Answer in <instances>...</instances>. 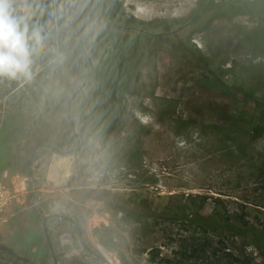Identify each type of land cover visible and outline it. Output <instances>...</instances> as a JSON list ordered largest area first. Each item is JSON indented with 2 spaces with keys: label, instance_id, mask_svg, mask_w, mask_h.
<instances>
[{
  "label": "rangeland",
  "instance_id": "374dc122",
  "mask_svg": "<svg viewBox=\"0 0 264 264\" xmlns=\"http://www.w3.org/2000/svg\"><path fill=\"white\" fill-rule=\"evenodd\" d=\"M61 3L41 92L0 101V264H53L42 215L57 264H173L198 223L264 227V0Z\"/></svg>",
  "mask_w": 264,
  "mask_h": 264
},
{
  "label": "trees",
  "instance_id": "16d2710c",
  "mask_svg": "<svg viewBox=\"0 0 264 264\" xmlns=\"http://www.w3.org/2000/svg\"><path fill=\"white\" fill-rule=\"evenodd\" d=\"M62 0H37L34 5L33 20L44 25L48 32V38L44 46L35 56V64L31 79H7L0 78V101L16 94L17 91L28 89L36 93L41 92L40 82L45 80L49 64H57L59 55L56 51L59 49V43L63 34L56 36L58 21L55 15L62 14ZM37 5L43 8V14H39ZM51 10L55 13L53 17H48L47 12ZM33 87V88H32ZM202 235L198 236V244L189 242L183 238L177 244V248L165 256H176L173 264H264V227H255L251 224L238 221H209L207 225L198 223ZM225 236L227 239L226 250L218 251L214 246V239ZM235 238L246 241V244L254 246L261 255V259L256 261L254 257L249 256L243 249L235 250ZM192 239H194L192 237ZM196 239V240H197ZM10 253V252H9Z\"/></svg>",
  "mask_w": 264,
  "mask_h": 264
},
{
  "label": "clouds",
  "instance_id": "9594fccd",
  "mask_svg": "<svg viewBox=\"0 0 264 264\" xmlns=\"http://www.w3.org/2000/svg\"><path fill=\"white\" fill-rule=\"evenodd\" d=\"M36 7L42 15L43 8ZM36 14L22 9L17 0H0V78L31 79L35 56L48 38L44 25L33 20ZM47 15L55 13L49 10Z\"/></svg>",
  "mask_w": 264,
  "mask_h": 264
},
{
  "label": "built area",
  "instance_id": "2783aa9c",
  "mask_svg": "<svg viewBox=\"0 0 264 264\" xmlns=\"http://www.w3.org/2000/svg\"><path fill=\"white\" fill-rule=\"evenodd\" d=\"M15 196V190L8 186L5 181L0 180V213L3 212L8 202Z\"/></svg>",
  "mask_w": 264,
  "mask_h": 264
},
{
  "label": "water",
  "instance_id": "95a60500",
  "mask_svg": "<svg viewBox=\"0 0 264 264\" xmlns=\"http://www.w3.org/2000/svg\"><path fill=\"white\" fill-rule=\"evenodd\" d=\"M28 175H29V172H28ZM49 215H42V225H43V231H44V234H45V238L47 240V243H48V247H49V251H50V254H51V259H52V263L53 264H57V260H56V256H55V253L53 251V247H52V244H51V241L48 237V233H47V228H46V219ZM8 252H10L11 254H13L16 258L18 259H21L25 262H27L28 264H34L33 262H31L28 258H25V257H21L17 254H15L13 251H11L10 249L8 248H5Z\"/></svg>",
  "mask_w": 264,
  "mask_h": 264
},
{
  "label": "bare ground",
  "instance_id": "6f19581e",
  "mask_svg": "<svg viewBox=\"0 0 264 264\" xmlns=\"http://www.w3.org/2000/svg\"><path fill=\"white\" fill-rule=\"evenodd\" d=\"M107 255V254H106Z\"/></svg>",
  "mask_w": 264,
  "mask_h": 264
}]
</instances>
